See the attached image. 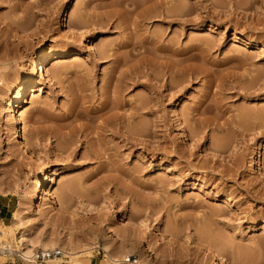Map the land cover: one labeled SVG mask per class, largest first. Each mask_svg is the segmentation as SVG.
Listing matches in <instances>:
<instances>
[{
    "label": "rangeland",
    "instance_id": "obj_1",
    "mask_svg": "<svg viewBox=\"0 0 264 264\" xmlns=\"http://www.w3.org/2000/svg\"><path fill=\"white\" fill-rule=\"evenodd\" d=\"M116 1L0 0V191L14 201L0 241L19 250L22 228L29 238L51 240L50 250L61 246L62 255L41 264H129L122 254L138 264H212L200 250L212 239L219 264H264V0H158L163 15L176 13L163 19L151 18L156 9L148 2L136 30L121 17L105 25L113 6L101 4ZM130 37L145 47L139 55L130 49L138 43L123 48ZM40 48L47 60L60 53L47 63L51 80L13 112ZM102 51L111 56L100 58ZM116 54L128 65L143 57L139 71L158 75L123 90L118 113L142 102L129 119L130 138L109 133L111 151L96 158L79 143L73 153L61 150L67 123L51 115L80 104L82 86L98 105L109 76L112 91L118 71L123 83L135 74L116 68ZM18 114L34 156L13 138ZM39 159L56 172L45 184L54 197L31 206L32 183L45 172ZM18 209L21 225L13 220ZM104 240L117 263L103 257ZM13 253L0 264H24Z\"/></svg>",
    "mask_w": 264,
    "mask_h": 264
},
{
    "label": "bare ground",
    "instance_id": "obj_2",
    "mask_svg": "<svg viewBox=\"0 0 264 264\" xmlns=\"http://www.w3.org/2000/svg\"><path fill=\"white\" fill-rule=\"evenodd\" d=\"M118 1H120V0H118ZM118 1H116L115 4H114L115 1L112 4H110V3L109 4L108 3L107 4H101L103 7H106V8L107 7L112 8L111 6H113V9H111L110 11L107 10L106 12H104L107 16V21H106L105 25H108L112 18L117 19V18L121 17L123 20V23H124V28L128 27L129 21H131V23L133 25V30L140 28V23L146 18V15L148 12V7H147L148 2L150 3V6L153 7V10L156 9V12H154V14L151 15V18H162L163 19V18H167V17L171 18L174 16V14L176 15V13H174V11H172V10L167 11V14L163 15V11L158 10V5H159L158 0H127L128 2L126 1L127 3L124 5V7H121L122 1H120V2H118ZM64 3H65V1H64ZM126 7L129 9H127ZM62 12L63 13L67 12V5L63 6ZM180 12L182 13V11H180ZM127 19H128V23H127ZM69 28H71V30H74L73 27H69ZM131 40H132V38L130 39V41L127 40L128 43L126 42L125 45L123 46V48L125 46H127V44L129 45L130 42H134V43L136 42V41H131ZM137 43H135V44H137ZM135 44H132V46ZM143 47L144 46L139 45V43H138V45L133 46V48L131 47L130 49H132V51L136 52L137 55H139V53L141 52V49ZM59 55H60V53L57 52V53L52 55L51 60H49V59L47 60V58H48L47 52L43 48H40L37 59L35 61H33V63H32L34 65V67H33L31 75L28 76L27 79L25 80L26 83L23 84L18 89V94H17L15 102L12 104V108H11V110L13 112L15 111V109H19L23 106L29 91L33 90L34 87L39 82L43 83L46 79H48V75L45 74L47 63L49 61L58 60ZM110 56H111V54H107V52H103V51L100 54V58H108ZM123 58H122V56H118V54H116L115 58L113 59V62L115 63L116 68L118 70H120L124 66H125V68H124L125 70H126V67L127 68L129 67L130 69L131 68L136 69L135 74H133V76H130L127 79V81L129 83L126 81H125L126 83H123L124 82V81H122L123 78H121V76L123 74L122 73L123 69H122V70L118 71V73L120 72L119 74L121 75V76H119V74H118V77L121 78V79L120 78L119 79L121 80L122 84L120 83V80L117 77L116 79H117V81L119 80V82H117V81L115 82L116 85L113 86L114 88L111 91L110 86H111V82H112V75L109 76V79H107V80H109L106 84L107 86L104 88L103 93L101 94V95H104V97L102 98V101H100V103L98 105H93V102H92L93 98L92 99L90 98L91 97L90 93H92V90L88 89L87 87L82 86L79 88V92L82 94L81 100H83L80 103L81 105L78 104L77 102L73 101L71 106L69 107V111L65 115H61V116L54 117V118H53L54 115H51L53 122L60 120L62 122L66 121V123H67L66 125L62 126V129L64 131L61 133V135L64 138H69L70 141L69 140L67 142L65 141L66 143L62 142V144L60 145L61 147L59 146L60 148H62L61 150H66V151L69 150L70 153L71 152L73 153V151L75 150L74 148H77L79 144H80L79 146H81V147L83 145L84 146L86 145V146H89V148H90L89 153L91 155H94V157L96 158V157L103 156L104 154H107L109 151H111L112 147L109 143L110 140L108 141V138H107V135L110 136L109 133L112 135L113 134L119 135V137H121L123 139L122 141H125V140L130 138L129 119L134 118L136 115L140 114L139 111L142 110V102H138V104L136 106H134L132 113H128L127 115L118 113L119 109L124 108V106L126 105V103L123 102V99H122L123 98V95H122L123 90L126 87V85L134 86V85H138V84L142 83V81L140 82L141 77L142 78L145 77L144 78L145 81H148V80L157 81L158 75L156 73V74H154L155 75L154 77H151L150 73H147V72L145 73L143 71H139L138 68H140L142 65H144V62H145L143 57H141L140 59H137L133 65L132 64L128 65V63H127L128 59L125 61ZM140 74H142V75H140ZM50 80L51 79H48V81H50ZM87 91H90V93H89L90 95L87 93ZM93 97H94V94H93ZM84 103H89V106H84ZM49 120H50V118L48 119V121ZM76 120H82L83 122L80 123L78 126L77 125L71 126V124H73ZM50 121H52V120H50ZM21 124H22L21 115L18 114L16 116H14V118H13V138L16 141H18L20 148L23 150L24 155L26 154L28 156H34L32 154L33 152H32V148L30 147V145L28 146L27 142L22 139ZM141 127L142 126H140V129L138 130V133H140V135H142L144 133L143 127L142 128ZM64 138H63V141H64ZM58 150L60 151V149H58ZM108 155H111V154H108ZM38 165L41 168V170H45V172L41 176L38 175L37 179L32 183V194L30 195V197L28 199L29 200L28 202L30 203L31 206H35L34 204L37 200H41L45 204H51V202L53 201V197H54L52 195V193L49 190H47L45 184L49 183L51 176L55 175L56 172L51 173V171H48L46 169L47 168L46 165L40 159H39ZM29 167H30V165H29ZM119 169H120L121 173L124 174V176H125V174L127 173L126 169L123 168L122 166H120ZM19 202L20 203L22 202L21 199ZM225 202L226 203H225L224 207L229 206L230 201L227 200ZM20 212H21V209H18L16 211V213L13 216V220L18 222V224L21 225L22 224V214ZM4 226H3V224H0V234L1 235L5 233L2 230L4 228ZM17 239H18V243L20 244V247H19V250L15 249L13 251H18L19 254H21L25 257H30L36 246L41 247L43 250L44 249L50 250V247L52 245L51 240H49V241L45 240L44 241V240H35L32 238H29L26 231L22 230V228H21V231L18 233ZM206 241H207V239H206ZM207 242H210V241H207ZM214 244H215V242L213 241V246H215ZM110 245H112V244H110L104 240L102 242V244L99 245V247L104 251L103 257L107 260V262L116 263L118 261V259L120 260V257H118V258H117V256L115 257V255L112 253L113 252L112 250L116 251V249H113ZM58 248L63 253V251L61 250V246ZM200 250H202V252H204V254H206L208 256V258L211 259L212 264L221 263V257L219 256V252H218L219 250L214 249V247H212V239H211V245L210 246H208V245L201 246ZM118 254L121 255L122 253H118ZM67 255H69L70 257H75L74 253H67ZM120 255H118V256H120ZM122 257L125 260V259H127L128 256H127V254H122Z\"/></svg>",
    "mask_w": 264,
    "mask_h": 264
},
{
    "label": "built area",
    "instance_id": "obj_3",
    "mask_svg": "<svg viewBox=\"0 0 264 264\" xmlns=\"http://www.w3.org/2000/svg\"><path fill=\"white\" fill-rule=\"evenodd\" d=\"M11 251L14 252L13 257H16V259L19 261H23L24 264H29V263L41 264L47 262L52 257L55 256L59 257L60 255H62V252L58 249L35 250V252H33L30 257H25L19 254V252L17 251L10 250L5 242L0 241V256H7L8 254H11ZM124 262H127L129 264H138V259H136L133 256H128L127 259L124 260Z\"/></svg>",
    "mask_w": 264,
    "mask_h": 264
},
{
    "label": "crops",
    "instance_id": "obj_4",
    "mask_svg": "<svg viewBox=\"0 0 264 264\" xmlns=\"http://www.w3.org/2000/svg\"><path fill=\"white\" fill-rule=\"evenodd\" d=\"M13 198L10 194L0 191V224H5L11 220L13 212Z\"/></svg>",
    "mask_w": 264,
    "mask_h": 264
}]
</instances>
